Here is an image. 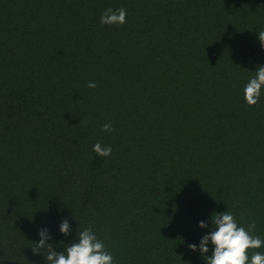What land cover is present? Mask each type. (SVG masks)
Segmentation results:
<instances>
[{
	"label": "trees",
	"instance_id": "obj_1",
	"mask_svg": "<svg viewBox=\"0 0 264 264\" xmlns=\"http://www.w3.org/2000/svg\"><path fill=\"white\" fill-rule=\"evenodd\" d=\"M260 32L264 0H0V264H45V226L56 251L91 227L116 264H204L213 212L264 238Z\"/></svg>",
	"mask_w": 264,
	"mask_h": 264
},
{
	"label": "clouds",
	"instance_id": "obj_2",
	"mask_svg": "<svg viewBox=\"0 0 264 264\" xmlns=\"http://www.w3.org/2000/svg\"><path fill=\"white\" fill-rule=\"evenodd\" d=\"M127 13L124 8L105 9L100 15V23L107 25H123ZM259 39H264V32L259 33ZM89 88H95L94 81H89ZM264 95V64L258 65L254 75L249 77L243 86V99L249 106L256 105ZM104 132L112 131L110 123L102 125ZM93 152L98 156L108 157L112 153L110 145L93 144ZM215 213V215H213ZM207 220L197 221V227L206 230L198 242L189 243L188 249L198 253L204 264H264V238L253 234L254 223L247 228L239 224L233 214L226 210L213 212ZM74 231L67 217L61 218L58 232L67 237ZM39 237L35 252L47 250L43 255L45 264H116L114 255L108 250L104 241L98 238L91 227L80 230L70 244L62 251H56L51 243L52 235L45 226L37 230ZM211 246V251H210ZM256 249L257 251H251ZM33 250V249H32ZM210 252V254H208Z\"/></svg>",
	"mask_w": 264,
	"mask_h": 264
}]
</instances>
